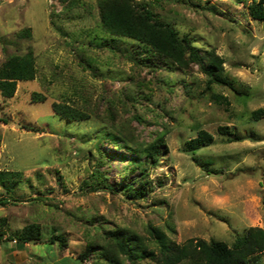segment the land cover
Wrapping results in <instances>:
<instances>
[{"label": "rangeland", "instance_id": "374dc122", "mask_svg": "<svg viewBox=\"0 0 264 264\" xmlns=\"http://www.w3.org/2000/svg\"><path fill=\"white\" fill-rule=\"evenodd\" d=\"M136 1L223 57L234 88L209 87L197 64H135L134 40L99 29L98 0H0V65L30 50L36 59L33 80L18 82L11 98L0 94V169L23 172L11 191L0 186L8 201L0 202V264H96L93 254L79 256L99 230L125 227L150 244L152 225L181 244H230L248 227H264V118H251L264 107V20L251 16L253 0ZM55 102L90 117L61 118ZM200 130L214 140L192 153ZM156 133L165 145L149 166L148 198L131 200L96 181L99 170L110 185L122 183L132 156L125 143ZM30 223L42 226V238L17 243ZM54 230L67 246L48 243Z\"/></svg>", "mask_w": 264, "mask_h": 264}, {"label": "trees", "instance_id": "16d2710c", "mask_svg": "<svg viewBox=\"0 0 264 264\" xmlns=\"http://www.w3.org/2000/svg\"><path fill=\"white\" fill-rule=\"evenodd\" d=\"M98 7L99 29L103 33L115 38H128L137 43L135 51L130 53V58L135 64L158 66V63H167L183 70L197 64L206 74L209 87L220 83L234 88L232 80L225 73L223 57L214 50L201 51L191 37L181 35L172 22L159 16L148 3L136 0H98ZM249 12L254 19L264 20V0H253L249 5ZM29 31L26 30V33ZM87 66L91 64L88 63ZM35 75L36 59L32 50L23 55L8 56L0 65L1 96L13 97L18 82L33 80ZM52 108L55 114L70 121L90 117L85 110L65 102H55ZM251 118L254 121L264 118V107L254 110ZM105 134L114 142L122 141L120 136L110 131ZM213 140L211 133L200 130L198 136L189 141L188 148L195 153L197 149L209 145ZM125 144L132 156L125 168L122 183L117 186L110 185L108 177L99 170L96 181L102 182L111 192L122 193L131 200L146 199L154 188L149 177V166L159 164L160 146L165 145V134L156 133L150 141L137 142L135 147L128 142ZM138 170V175L127 180ZM22 176V171L0 169V186L9 192L21 182ZM92 182H95V179ZM0 202L6 204L8 201L0 199ZM150 230L153 235L150 244L142 235L125 227L107 233L99 230L96 238H90L79 259L93 254L97 257L96 264H181L186 260L192 264H259L264 255V227L260 226L248 227L244 233H238L230 244L215 238H190L181 244L172 240L167 232L159 227L150 225ZM57 232L53 231L48 243L58 242L60 246H67V238L63 233ZM3 236L4 233L0 232V240ZM42 236V226L39 223H30L14 235V240L23 245L40 240ZM101 257L104 261L99 260Z\"/></svg>", "mask_w": 264, "mask_h": 264}]
</instances>
